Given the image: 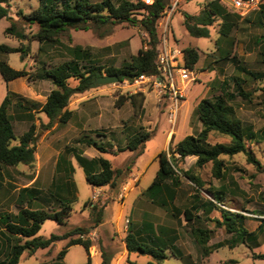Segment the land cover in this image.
Instances as JSON below:
<instances>
[{
    "label": "rangeland",
    "instance_id": "rangeland-1",
    "mask_svg": "<svg viewBox=\"0 0 264 264\" xmlns=\"http://www.w3.org/2000/svg\"><path fill=\"white\" fill-rule=\"evenodd\" d=\"M120 1L122 0H112V3L116 6ZM126 1L147 5L144 0ZM7 3L8 17L17 21V26L27 35V40L21 42L5 36L3 31L10 21L0 20V45L21 48L24 51L23 59H20V54H0V59L7 62L12 69L24 70L28 74L25 80L36 95L33 100L38 105L36 107L41 105L50 87L48 81L40 78L46 71L69 62L72 59L71 49L88 50L90 64L102 68V76H107L106 70L121 68L138 50L148 47L149 37L140 24L111 20L106 24L90 22L86 30L68 28L57 35L56 43L40 44L31 37L37 27L24 24L16 17L17 12L27 14L34 10L38 6L37 0H8ZM207 7H210L207 0H182L169 11V0L168 7L155 23L158 40L156 47L165 33L170 48H178L181 51L190 48L199 53V61L193 70H189L191 73L187 80L182 81L172 72L174 87L181 94L172 122L168 118L170 109L173 108L169 85L161 77L160 80L165 86L161 90L147 82L95 84V87L88 91L71 97L67 110L74 112V115L68 119L69 127H65L68 121L55 123L51 127L52 129L57 124L56 133L64 136L62 132L65 130L68 135L62 138L64 141H61L56 149L65 159V163L68 162V153L77 154L78 150L85 148L80 145L83 139H93L101 145L105 149L104 153L85 148L88 150L84 154L88 156V153H95L110 163L111 168L116 171L112 185L97 189L89 186L82 169L72 158V172L66 173L67 170H62L53 176L48 173L50 165L36 176V163L32 169L23 165H18V168L0 169V214H17L20 209L26 207L31 210L55 212L61 209L60 202L64 201L66 204L69 202L72 209L64 224L46 220L41 225L38 237H61L80 229L79 233L55 242L49 248L32 255L23 253L19 264H86L88 256L82 246L67 250L62 259H58L59 252L69 239L90 243V264H101L102 259L108 264H264V140H246L247 150L259 163L258 167L248 163L244 154L221 156L224 170L222 179L218 181L212 177L210 163L198 168L194 165L195 157H187L178 161L179 184L174 187L175 194L172 197L167 196L166 188L162 187L147 192L158 171V154L165 152L168 159L172 160L175 145L186 136L200 132L197 104L204 98L219 96L220 85L223 83L228 84L230 92L235 91L232 83L234 77L243 80L241 87L248 95L245 99L237 98L233 102L236 116L241 121L246 135L249 131L260 133L264 129V11L245 19L230 14L226 20L225 17H216L208 27V38L190 37L184 29V15L196 16ZM143 13L136 12L133 16L135 21H138ZM223 20L232 24L225 37L219 35ZM178 64L181 67V63ZM68 84L75 87L77 81L70 79ZM137 93L144 96V101L135 114L128 100L120 107L116 106L119 99ZM20 99L11 97L9 105L15 103L21 104L22 107L30 106V103ZM43 125L42 122L35 125L36 130L42 131L41 134L36 131L37 146L45 132ZM146 133L149 138L139 144L136 151L125 149L134 135ZM15 141L13 143H16ZM207 142L211 145L227 144L229 139L210 133ZM174 157L178 158L176 155ZM185 173L197 179L201 185L193 184ZM51 180H58L59 190L51 184ZM67 182H73L72 190L75 187L74 192L71 191L69 195L66 191L68 185L65 186ZM30 184V187L41 190L40 199L34 198L30 205L21 207L19 191ZM166 185L170 186L169 182ZM149 194H152L151 198ZM184 210L193 214V220L189 224L184 220ZM223 211L242 216L243 227L247 232L254 233L255 241L244 242L231 248L227 241L232 236L227 234L223 227L215 226V221L221 220ZM117 216L120 219L118 225ZM141 221L145 222V226L148 221L154 223L156 231L159 229L158 233L148 234L149 240L141 238L136 231ZM130 222L133 224L132 229L130 228L131 234L138 243L151 245L158 236L164 246H171V250L164 252L167 258L156 262L138 252L129 254L125 248L127 234H124L123 228L128 229ZM260 225L262 226L259 228ZM194 228L210 231L207 246L211 253L208 256L202 255L193 239L191 229ZM119 232H123L120 238ZM216 245L222 247L218 248ZM2 258L3 256H0V260Z\"/></svg>",
    "mask_w": 264,
    "mask_h": 264
},
{
    "label": "trees",
    "instance_id": "trees-1",
    "mask_svg": "<svg viewBox=\"0 0 264 264\" xmlns=\"http://www.w3.org/2000/svg\"><path fill=\"white\" fill-rule=\"evenodd\" d=\"M169 0H154L152 4L145 5L142 2L131 3L122 0L118 5H113L112 0H37L38 6L27 14L21 12L16 13V17L24 24L36 26L37 31L31 35L32 40L38 43L53 44L56 43L57 35L68 28L86 30L88 23L96 22L98 24H106L110 20L112 22H129L138 23L149 37L147 48L137 51V54L130 58V61L119 69H108L105 71L107 76L115 75L119 82L133 81L139 76H155L158 74L156 65V45L158 43L155 31V23L161 13L168 7ZM8 0H0V20L8 19L10 24L3 31V34L17 41L27 40V35L22 28L17 26V21L8 17ZM210 7L204 8L196 16L184 15V29L190 37L193 38H208V27L214 22L216 17H225V20L230 17L220 7L209 4ZM144 12L138 21H135L134 15L136 12ZM232 16V15H231ZM232 24L228 21H222L219 35L227 36L231 30ZM72 59L69 62L62 63L53 69L44 73L40 78L42 80H50L53 89L47 95L45 103L41 107V112L48 119L46 125H43L45 131L50 130L55 123H66L71 116V112L67 110V106L73 95L82 94L89 89L95 87V80L101 77L102 68L94 67L90 64L91 57L88 50L80 48L71 49ZM181 64L188 70H193L198 62L199 55L194 49H184L181 51ZM24 51L21 48H11L5 45H0V54H20V59H23ZM84 64V65H81ZM0 76L5 83L18 78H25L28 74L24 70H14L7 62L0 59ZM77 81L75 87H70L68 80ZM235 91L230 92L227 88L228 84L220 85L221 94L212 98L202 99L196 106L198 121L201 125V130L197 135L186 136L179 141L172 151V160H169L165 152L158 154V171L151 186L147 189L150 193L152 190L162 187L166 188L167 196L172 197L174 187L179 184L177 171L178 161L187 157H195L194 165L198 168L211 164V174L215 180H221L223 177V161L221 156L232 157L237 154H244L248 163L258 167L259 163L254 160L250 151L247 150L246 140H264V129L260 133L251 131L246 135L241 121L237 118L233 102L237 98L245 99L247 94L242 90L243 80L239 77L232 79ZM23 100V99H20ZM128 100L133 109V113L137 112L142 107L144 96L141 93L131 95L127 98H121L116 102V106L120 107L123 102ZM24 102V101H21ZM10 104L9 95H7L0 104V169L2 167H17L24 165L32 169L35 164V152L37 147L36 126L31 124L19 139L17 144H13L15 137L11 122L7 115V109ZM20 108L21 104H18ZM216 133L220 136L227 137V144L211 145L207 142L208 135ZM149 138V134H136L129 141L125 149L136 151L139 144L144 143ZM82 143L89 148H92L100 153H104L105 149L93 139H83ZM174 155L178 156L174 159ZM79 163L84 168V178L86 183L91 187H102L112 185L116 176V171L111 168L110 163L103 158L98 160L85 161L82 158L78 159ZM86 163L90 166L98 167L97 173L90 172L86 167ZM187 174V173H185ZM195 185L201 184L197 179L190 175H185ZM169 182L170 186L166 185ZM159 190V189H158ZM38 192L34 189L24 188L19 191L18 198L20 206L25 204L30 205V202L36 198ZM152 194H149L151 198ZM61 209L55 212L46 210H31L28 207L20 209L17 214L2 213L0 214V264H19L23 253L29 255L34 254L38 250L49 248L53 243L69 238L80 232V229H75L72 232L58 237L50 235L47 239L38 237L41 225L46 220H53L59 225L64 224L65 218H68L72 211L70 204L61 203ZM94 208V207H92ZM101 213H99V218ZM184 220L187 224L192 222L193 214L188 210L183 212ZM221 220L215 221L217 228L223 227L225 232L231 235L228 244L231 248L244 242L255 241L253 232H247L243 227V217L237 214H232L227 211L221 212ZM99 223L100 220H97ZM262 225L259 226V228ZM134 234V233H133ZM191 235L199 246L203 256H208L211 249L207 246L210 240V231L205 228L191 229ZM146 240V239H145ZM152 241V240H151ZM82 246L87 253V263L90 264L88 249L90 243L80 239H69L66 246L59 252L58 259H62L63 255L69 247ZM218 248L221 245H216ZM126 251L138 252L145 256H149L156 262L166 259V247L156 238L151 245L140 244L136 241L135 236L128 231L125 238ZM174 255V254H172ZM101 264H108L105 259H102ZM134 264V263H133ZM147 264H153L148 262Z\"/></svg>",
    "mask_w": 264,
    "mask_h": 264
},
{
    "label": "crops",
    "instance_id": "crops-1",
    "mask_svg": "<svg viewBox=\"0 0 264 264\" xmlns=\"http://www.w3.org/2000/svg\"><path fill=\"white\" fill-rule=\"evenodd\" d=\"M260 11H264V1L261 4V6H260L258 11L254 12V13H251L247 17H249L251 15L260 14V13H257V12H260ZM232 16H234V15H232ZM40 80H42V79H40ZM45 81H48L50 83V85H48V86H50V87H48L49 88L48 94H49L50 91L52 90V83H51L50 80H45ZM31 86H33V85L31 84ZM7 95L10 96L9 98H11V97H15L17 99L21 98V99L27 101L28 103H30V106H28V107L25 106L24 107V105H23V107H21V108H20L19 105L15 104V103H12L11 106L9 105V107L7 109V115L9 117L10 122H11L13 135H14L15 140H16L15 141L16 143H13V144H17L18 143V139L25 132H27V130H28V128H29V126L31 124L37 125L40 122H42V124H44V125L47 124L48 119L45 116V114L41 112V107L45 103L47 96L45 97L43 102L40 103L41 105L39 107H36L38 105H36V103H34L36 101H33L34 97L36 95L33 92V90L30 89V85H29V83H27L25 78H18V79H15L13 81L5 83L3 81V79L1 78V76H0V104L2 103V101L4 100V98ZM69 112H71V111H69ZM73 115H74V112H71V117H73ZM44 118H46V120ZM57 126L58 125L56 124L51 130L45 131L43 136H42V138H41V140H40V142H39V144H38V146L36 147V152H35L36 176L40 175L42 173V171L49 165L50 166H49V172L48 173L52 174V176L55 175L56 173H58L59 171H62V170L64 172H65V170H67L66 173H69L70 171L72 172L73 171L72 159L76 160V162L78 163L79 167L82 169V172L84 174V168L79 163L78 159L82 158V159H84L85 161L88 162V161H91V160H98L101 157L97 156L95 153H91V154L88 153V156L85 155L84 153H86V151L88 150V149L85 150V148H89V147H86L83 143H81L80 145L84 146L85 148L82 149V150H78L77 154L74 153V152H72V154L68 153L67 154L68 162L65 163V161H64L65 159L63 158L62 155H60L59 151H56V149H57V145L60 144L61 141H64V140H62V138H65V136H68V135H66L65 130L62 132L64 136H60L59 133H56V130L58 129ZM69 126H70V122L68 121L65 124V127L67 128ZM37 132L39 134L42 133V131L41 130L38 131V129H37ZM86 167L89 169V171H95V173H97L99 171V169H97V166L96 167L90 166L88 163H86ZM5 168H9V167H5ZM15 168H18V166L15 167ZM57 183H58V180H56V181L51 180V184L54 185L56 189L60 188V187L57 186ZM67 183L65 184V186L68 185L66 187V189H67L66 191H67V194L69 195L71 191L75 190V187L72 190L73 182L71 184L70 183L67 184ZM31 184L28 185L25 188L36 190L38 192V194L35 197H36V199H40L41 190H39V189H37V188H35L33 186L30 187ZM97 188H99V187H95L94 189H97ZM51 195L52 194H50V196ZM60 203H66V202H64V201L62 202L61 201ZM68 203L69 202H67V204ZM119 220H120L119 216H117V222H116L117 225H118V221ZM131 223L132 222H130L128 224L129 225L128 229H126L125 227L123 228L124 234H127L128 231H131L130 228L132 229V226H133V224H131ZM144 224H145V222L141 221L140 222V227L136 231H137L138 234H140L141 238L149 240L150 236L148 234L151 233V235H156L158 233L159 229H157V231H156V227H155L156 225L154 223H152V222L148 221V225L147 226H145ZM103 225H105V223H103ZM116 227H118V226H116ZM116 227H113V228H116ZM125 230H127V231H125ZM123 232H121V233H123ZM162 232L164 234L163 229H162ZM121 233L120 232L118 233L119 234V238L121 236L120 235ZM156 238H158V236H156ZM160 242H162V241H160ZM55 245H53V246H55ZM0 247H2V246H0ZM73 247H76V246L69 247L67 250H69V249H71ZM38 251H36V252H38Z\"/></svg>",
    "mask_w": 264,
    "mask_h": 264
},
{
    "label": "built area",
    "instance_id": "built-area-1",
    "mask_svg": "<svg viewBox=\"0 0 264 264\" xmlns=\"http://www.w3.org/2000/svg\"><path fill=\"white\" fill-rule=\"evenodd\" d=\"M181 1L182 0H170L171 9L169 11H172ZM263 1L264 0H207L209 4L216 5L225 13L234 15L239 19H245L251 13L258 11ZM144 2L147 5H150L153 0H144ZM163 34L162 40L156 48V65L158 68V74L155 76L142 75L133 81L136 84H143L144 82H147L148 84H152L155 88L161 90L165 88L162 80H160L161 77L166 80L169 85L168 89L170 90V96L173 102V108L170 109V113L168 114L169 121L172 122L175 114L174 112L177 109L176 104L178 103L179 98H181L179 90L174 87L172 72H175V74L178 75L182 81L187 80V77L191 72L184 68L182 64L181 67L178 66V63H181V61L179 62L178 60L181 59L182 52L178 48H170L167 43V39H165V33Z\"/></svg>",
    "mask_w": 264,
    "mask_h": 264
},
{
    "label": "water",
    "instance_id": "water-1",
    "mask_svg": "<svg viewBox=\"0 0 264 264\" xmlns=\"http://www.w3.org/2000/svg\"><path fill=\"white\" fill-rule=\"evenodd\" d=\"M96 85H111L119 83L118 77L115 75L101 76L94 82Z\"/></svg>",
    "mask_w": 264,
    "mask_h": 264
}]
</instances>
